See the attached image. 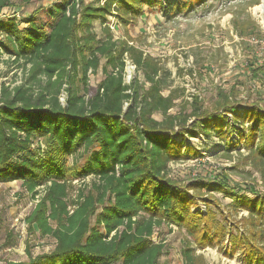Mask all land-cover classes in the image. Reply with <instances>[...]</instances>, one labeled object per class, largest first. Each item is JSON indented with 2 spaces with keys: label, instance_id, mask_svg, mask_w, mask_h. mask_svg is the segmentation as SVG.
Masks as SVG:
<instances>
[{
  "label": "trees",
  "instance_id": "trees-1",
  "mask_svg": "<svg viewBox=\"0 0 264 264\" xmlns=\"http://www.w3.org/2000/svg\"><path fill=\"white\" fill-rule=\"evenodd\" d=\"M32 1L0 0V56L22 71L20 82L0 85V184L20 181L33 197L40 189L24 221L52 237L54 247L35 256L27 249V260L5 264H158L165 245L152 236L163 224L189 235L183 264H206L196 253L206 247L228 257L237 252L242 264H264V194H240L246 187L223 181L181 184L168 174L171 162L202 155L186 141L198 128L224 141L225 156L242 147L245 163L264 178L261 102L240 112V88L231 86L211 108L194 97L188 112L170 113L177 96L163 94L160 64L113 38L108 24L109 16L124 27L134 24L154 6L172 17L205 0H57L45 20L1 12ZM125 54L145 86L136 77L125 82ZM99 67L103 78L92 91L88 73ZM246 70L263 84L261 66ZM85 177L88 187L69 200L71 180ZM202 188L228 194V211ZM199 200L205 212L196 209ZM240 210L247 214L233 221L231 212Z\"/></svg>",
  "mask_w": 264,
  "mask_h": 264
},
{
  "label": "rangeland",
  "instance_id": "rangeland-1",
  "mask_svg": "<svg viewBox=\"0 0 264 264\" xmlns=\"http://www.w3.org/2000/svg\"><path fill=\"white\" fill-rule=\"evenodd\" d=\"M55 1L57 0H33L22 6L16 4L4 8L1 12L3 15L16 16L32 14L45 20V9ZM108 20L113 38L126 41L140 49L143 54L153 57L160 64L161 71L164 70L162 92L165 95L172 91L177 96L170 113L188 112L194 97L199 98L203 106L211 108L218 98V92L221 89L228 91L231 86L240 88L235 95L241 102L240 112L253 101L261 102L260 108H264V81L260 84L259 76L254 80L249 77L250 73L245 75L249 66H261L264 69L262 0H205L194 5L187 13L172 17H164L159 7L154 6L144 8L136 23L126 27L116 24L112 16ZM94 27L100 33L97 23ZM124 60L125 82L129 83L136 77L145 86L142 73L135 68L126 54ZM21 76L20 68L1 55L0 85L2 82L18 83ZM102 78L100 67L95 72H89V88L94 91ZM154 117L160 119L161 115L156 113ZM192 120L190 118L189 122ZM226 120L230 118L227 117ZM196 131V135L187 137L186 141L199 149L202 155L190 160L171 162L168 174L172 180L181 184L192 180L223 181L231 188L246 187L247 190L240 191V194L246 193L252 197L251 189L264 194V178L254 167L245 163L243 156L247 153L242 147L240 152L235 149L225 156L222 139L213 134L205 136L198 128ZM229 138L233 139L234 135ZM90 182V177L72 179L68 199H75L79 191L86 189ZM226 189L230 190L229 187ZM201 190L204 197L215 196L220 209L228 211L231 204L228 194L217 190L208 191L206 188ZM40 194L39 189L38 195L31 196L21 186L20 181L0 184V264L27 260V249L32 256L53 249L52 237L30 231L24 221ZM196 209L206 211L202 200H199ZM211 209L217 218H222L216 207L211 206ZM231 214L234 221L245 216L247 212L240 210L237 214ZM189 238L183 228L172 224L155 228L153 241H161L165 245L158 264H183L180 251ZM196 253L204 256L206 264H242L237 252L233 257H228L224 249L206 247Z\"/></svg>",
  "mask_w": 264,
  "mask_h": 264
},
{
  "label": "built area",
  "instance_id": "built-area-1",
  "mask_svg": "<svg viewBox=\"0 0 264 264\" xmlns=\"http://www.w3.org/2000/svg\"><path fill=\"white\" fill-rule=\"evenodd\" d=\"M263 1V4H264V0H262Z\"/></svg>",
  "mask_w": 264,
  "mask_h": 264
},
{
  "label": "bare ground",
  "instance_id": "bare-ground-1",
  "mask_svg": "<svg viewBox=\"0 0 264 264\" xmlns=\"http://www.w3.org/2000/svg\"><path fill=\"white\" fill-rule=\"evenodd\" d=\"M262 6V5H261ZM263 7V6H262ZM261 8V7H260Z\"/></svg>",
  "mask_w": 264,
  "mask_h": 264
}]
</instances>
